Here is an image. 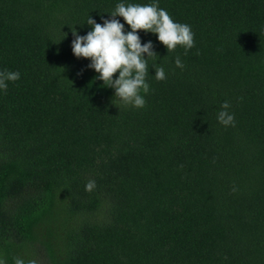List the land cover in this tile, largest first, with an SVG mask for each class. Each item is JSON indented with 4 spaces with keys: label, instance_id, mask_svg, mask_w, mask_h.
Listing matches in <instances>:
<instances>
[{
    "label": "trees",
    "instance_id": "trees-1",
    "mask_svg": "<svg viewBox=\"0 0 264 264\" xmlns=\"http://www.w3.org/2000/svg\"><path fill=\"white\" fill-rule=\"evenodd\" d=\"M153 2L0 0V71L20 73L0 90L5 264H264V0H158L194 47L138 30L150 91L118 108L72 29Z\"/></svg>",
    "mask_w": 264,
    "mask_h": 264
},
{
    "label": "clouds",
    "instance_id": "clouds-1",
    "mask_svg": "<svg viewBox=\"0 0 264 264\" xmlns=\"http://www.w3.org/2000/svg\"><path fill=\"white\" fill-rule=\"evenodd\" d=\"M117 16L123 18L130 31H125L124 23L116 19ZM86 23L91 26V30L86 35H78L76 29H72L74 37L71 41L72 53L77 58L90 60L87 67L98 73L95 79L102 81L104 86L114 89L112 103L118 108L121 106L143 108L146 101L141 92L147 94L150 91L146 82L149 68L146 58L157 54L152 50L151 41L141 43L138 30L155 33L157 40L168 52L182 47L186 55L188 50L194 47L191 27L185 23L175 22L166 10L158 7V0L143 5L118 3L110 13V18L103 19L102 24L91 17ZM175 65L184 68L179 57H176ZM154 69L157 81L166 79L162 67ZM115 73H118V76L113 78ZM19 79L18 71H0V90L6 92L8 82ZM229 108L230 104L225 101L221 105L222 110L217 113V120L225 127H234L235 118L228 111ZM95 187V181L89 180L85 185V191L92 192ZM0 264H5L3 258H0ZM14 264H25V261L15 257ZM27 264H36V262L31 260Z\"/></svg>",
    "mask_w": 264,
    "mask_h": 264
}]
</instances>
